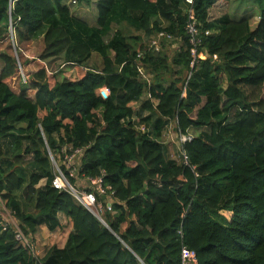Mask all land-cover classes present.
Listing matches in <instances>:
<instances>
[{
    "label": "trees",
    "instance_id": "1",
    "mask_svg": "<svg viewBox=\"0 0 264 264\" xmlns=\"http://www.w3.org/2000/svg\"><path fill=\"white\" fill-rule=\"evenodd\" d=\"M238 1L98 0L102 67L91 70L90 46L62 22L64 0H11V9L0 0V39L10 16L20 42L43 45L23 62L0 53V199L33 243L42 225L69 228L64 247L37 260L0 225V264H179L183 245L199 264H264V0H252L257 19H231L225 12ZM190 9L212 32L194 67L184 34ZM117 10L146 36L167 31L180 41L171 63L145 55L157 65L149 86L132 77L145 48L139 36H123ZM60 57L74 61L61 80L48 67ZM169 73L176 77L166 83ZM169 120L178 133L199 131L180 148L189 166L149 135ZM64 146L84 149L79 176L103 174L113 191L104 224L52 187L49 154Z\"/></svg>",
    "mask_w": 264,
    "mask_h": 264
},
{
    "label": "rangeland",
    "instance_id": "2",
    "mask_svg": "<svg viewBox=\"0 0 264 264\" xmlns=\"http://www.w3.org/2000/svg\"><path fill=\"white\" fill-rule=\"evenodd\" d=\"M64 0V5L68 9V13L65 17L62 18V22L67 26L70 32H75L76 35L79 36V39L86 42L90 47L89 57L86 59L85 66L91 70H99L102 67L101 58L102 52L99 49V44H96V35L98 32V26L96 23V3L98 0ZM238 1L237 3L231 2L227 7V11L225 12L229 18L238 20L240 18H245L248 16H252V19L258 18V9L252 2V0H244L243 2ZM213 17H216L213 15ZM115 21L120 25V31L123 36H139L141 38V42L143 47H148L149 42L153 39L155 35L146 36L143 33H140L137 30V23L133 16L129 15L126 12L118 11L115 15ZM6 32V33H5ZM4 33V39H0V53H5L12 56L15 60H19L20 62L24 61V58L29 56H38L41 53L43 45L40 41H27L20 42L14 34L13 39L9 38L7 35V31ZM98 43V42H97ZM98 45V46H97ZM180 52V43L178 41H173L169 43L162 42L161 43V51L160 54L162 56H166L168 62L171 63V59ZM155 56V55H154ZM74 61L71 59H66L64 57L56 58L51 60L48 63L49 70L56 74L59 80L63 78V74L67 71H71L72 65ZM137 72L132 77L137 81H141L142 83H146L148 86L150 85L153 78H155V68L157 65H148L146 63V58L138 61ZM173 70H178L175 66L170 65ZM1 68V63H0ZM171 73V72H170ZM168 74L165 77L166 83H169L176 76L172 74ZM186 74H182L181 77L184 78ZM188 77V74L187 76ZM19 84V82H17ZM220 85L222 87L226 86V80L222 76L220 79ZM147 89V86H145ZM110 94V92H109ZM108 92H103V97H107ZM155 103V101H154ZM161 119L157 114H154L152 119L153 128L154 125L157 124V120ZM174 124V122H172ZM172 123L167 124L168 128H163L159 135H154L152 139H155L158 142L163 143L167 146L169 151V157L174 160L180 161V148L181 142L177 137V129L175 124ZM202 131V130H201ZM205 131V130H203ZM191 136H197L199 131L191 130L189 131ZM52 167V166H51ZM81 180V179H79ZM46 181L42 180L39 185H43ZM82 183L78 181L76 185L80 186ZM87 186L85 184L82 185L80 189H85ZM107 205L112 206L111 203L105 205L107 209ZM225 216L229 217V214L222 212ZM102 217V214H100ZM67 228L68 227H60L55 232L49 231L45 225H42L40 228L41 239L35 242L33 245V251H36V256L38 260L43 258V254L45 250L57 248L62 249L65 244V239L67 238ZM34 254V255H35ZM40 264V261H39Z\"/></svg>",
    "mask_w": 264,
    "mask_h": 264
},
{
    "label": "built area",
    "instance_id": "3",
    "mask_svg": "<svg viewBox=\"0 0 264 264\" xmlns=\"http://www.w3.org/2000/svg\"><path fill=\"white\" fill-rule=\"evenodd\" d=\"M75 3V0L72 1ZM186 7L192 5V0H185ZM12 3L11 0L9 2L8 8L11 9ZM8 37L13 39L14 30L10 16L8 17ZM184 34L187 39V43L189 45V55L191 57V67H194L196 63L200 61L202 55L198 54V50L201 47L202 37L209 36L212 34L210 30L202 31L199 27V24L193 17V13L191 9L188 11V21L184 26ZM153 39L149 42L148 47H145V50L138 52L136 55L135 61H140L145 59V55L147 54H157L161 51V43H169L173 41H179L173 34L167 31H159ZM213 59H216L214 56ZM109 91L105 89L103 92ZM108 97V96H107ZM103 97V98H107ZM141 133H144V127H137ZM177 137L181 142V145L187 141H190L192 136L187 132L186 134L177 133ZM84 155V149L82 148H72L69 146H64L61 148L60 152L57 156H53L49 154L50 163L53 171V179L51 185L56 190H63L69 193L73 199L83 206L86 210H88L91 214H93L98 221L104 224V220L101 215L103 213V207L108 203L113 204L115 199L112 197L113 191L109 186H105L103 184V174L99 176L97 179L91 177H83L79 176V172L81 170V160ZM181 162L189 166L188 157L184 151H181ZM193 168V167H192ZM69 177L74 178V184L69 182ZM81 179V185H76V182ZM85 184L87 187L85 189H80L82 185ZM100 199L101 201H99ZM107 209H111L110 205H107ZM0 225L2 230H7L10 226L13 228V236L14 239L25 248L31 250V253L34 255L36 251H33V245L35 243L32 242L31 238L26 235L17 224L13 215L3 206L0 199ZM181 234V232H178ZM36 256V254L34 255ZM38 257H36L37 259ZM38 260V259H37ZM179 264H199L196 252L192 249L187 248L186 246H181L180 256H179Z\"/></svg>",
    "mask_w": 264,
    "mask_h": 264
},
{
    "label": "crops",
    "instance_id": "4",
    "mask_svg": "<svg viewBox=\"0 0 264 264\" xmlns=\"http://www.w3.org/2000/svg\"><path fill=\"white\" fill-rule=\"evenodd\" d=\"M243 2V1H242ZM235 3H237V2H235ZM240 3V2H239ZM108 92V95L107 96H109V91H107ZM153 117H154V115L152 116V118H151V121L149 122V124L151 125V126H153V124H152V119H153ZM173 121H171V120H169L168 121V124H170V123H172ZM173 124V123H172ZM174 125V124H173ZM175 127H176V125H175ZM165 128H168V125H166L165 126ZM179 153H180V151H179ZM170 159H172V160H174L173 158H170ZM44 181H46L45 179H43ZM78 181H80V180H78ZM78 181L76 182V183H78ZM81 182V181H80ZM45 184V183H44ZM59 229V228H58ZM58 229H56V230H58ZM55 230V231H56ZM55 231H53V232H55ZM68 232H69V228H67V235H68ZM66 240V239H65ZM64 245V244H63ZM47 251L48 250H45L44 252V254L42 255V256H44L46 253H47Z\"/></svg>",
    "mask_w": 264,
    "mask_h": 264
}]
</instances>
